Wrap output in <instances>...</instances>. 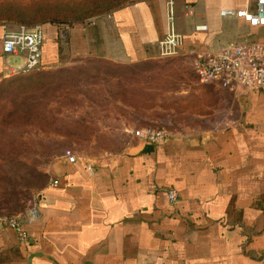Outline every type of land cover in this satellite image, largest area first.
<instances>
[{
  "label": "crops",
  "instance_id": "crops-1",
  "mask_svg": "<svg viewBox=\"0 0 264 264\" xmlns=\"http://www.w3.org/2000/svg\"><path fill=\"white\" fill-rule=\"evenodd\" d=\"M173 1L183 36L177 54L192 63L199 52H217L232 40L264 42V26L220 14L223 8L254 10L256 0ZM168 9L169 0H135L95 23H41V68L77 57L125 65L164 58L159 43ZM17 24L0 20V79L19 74L11 67L25 62V55L3 50L5 29ZM228 91L233 118L224 120L223 106L217 107L215 118L205 115L171 131L150 152H138L144 141L136 134L125 140L130 128L122 111L100 108L108 122L95 118L101 132L84 138L126 149L77 154L75 162L63 152L36 214L24 221L27 240L13 227H0V264H264V89Z\"/></svg>",
  "mask_w": 264,
  "mask_h": 264
},
{
  "label": "rangeland",
  "instance_id": "rangeland-1",
  "mask_svg": "<svg viewBox=\"0 0 264 264\" xmlns=\"http://www.w3.org/2000/svg\"><path fill=\"white\" fill-rule=\"evenodd\" d=\"M129 1L134 0H0V19L25 23L48 16L71 23L106 15ZM228 90L198 81L191 58L177 53L126 65L77 57L0 79V216L27 219L66 149L102 156L126 149V144L90 145L84 138L83 133L101 132L95 118L108 122L100 108L123 112L130 142L136 129L171 133L214 116L217 107L223 106L224 120L233 118ZM118 133L117 141L124 143L125 135Z\"/></svg>",
  "mask_w": 264,
  "mask_h": 264
},
{
  "label": "built area",
  "instance_id": "built-area-1",
  "mask_svg": "<svg viewBox=\"0 0 264 264\" xmlns=\"http://www.w3.org/2000/svg\"><path fill=\"white\" fill-rule=\"evenodd\" d=\"M223 17L243 18L253 26H264V0H256L255 9L223 8L220 11ZM100 17V16H99ZM99 17L90 18L95 23ZM45 31L40 23H18L7 27L3 35V50L6 54L25 55V62L17 67H11L12 73H27L38 69L42 65ZM183 43V36L176 25L174 1L169 0L168 30L160 41L163 55L178 52ZM194 68L199 80L203 83H217L218 85L237 90L239 87L247 89H264V42L246 38L242 41L232 40L217 52H199L194 59ZM136 136L142 141L156 144L166 142L171 133L165 128L143 127L135 130ZM64 155L70 162L77 160L71 149H66ZM58 183L57 179L53 180ZM170 201L178 198L177 189L169 190ZM36 214V210L32 211ZM10 226L17 230L22 241L27 240L28 234L24 222L16 217L0 216V227Z\"/></svg>",
  "mask_w": 264,
  "mask_h": 264
},
{
  "label": "trees",
  "instance_id": "trees-1",
  "mask_svg": "<svg viewBox=\"0 0 264 264\" xmlns=\"http://www.w3.org/2000/svg\"><path fill=\"white\" fill-rule=\"evenodd\" d=\"M135 1V0H134ZM129 2H131V1H129ZM126 3H128V2H126ZM126 3H124L123 2V4H121V5H124V4H126ZM121 5H118L117 7H119V6H121ZM117 7H115V8H117ZM114 8V9H115ZM113 9V10H114ZM88 18H83V19H80V20H78V21H86ZM0 20H2V19H0ZM6 21H9V22H13V21H10V20H6ZM48 21H52V22H58V23H60V22H66V23H70V22H68V20H57L55 17H48V16H41V17H39V18H37V20H31L30 22H25L26 24H29V25H32V24H36V23H44V22H48ZM74 22H76V21H74ZM15 23V22H14ZM19 23H21V22H19ZM24 23V22H23ZM72 23V22H71Z\"/></svg>",
  "mask_w": 264,
  "mask_h": 264
},
{
  "label": "water",
  "instance_id": "water-1",
  "mask_svg": "<svg viewBox=\"0 0 264 264\" xmlns=\"http://www.w3.org/2000/svg\"><path fill=\"white\" fill-rule=\"evenodd\" d=\"M143 147L138 152H150L153 151L155 148V144L149 141L143 142Z\"/></svg>",
  "mask_w": 264,
  "mask_h": 264
}]
</instances>
